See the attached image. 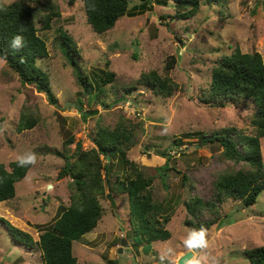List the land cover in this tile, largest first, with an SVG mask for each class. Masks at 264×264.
Returning a JSON list of instances; mask_svg holds the SVG:
<instances>
[{
	"label": "rangeland",
	"instance_id": "obj_1",
	"mask_svg": "<svg viewBox=\"0 0 264 264\" xmlns=\"http://www.w3.org/2000/svg\"><path fill=\"white\" fill-rule=\"evenodd\" d=\"M1 1L10 4L16 0ZM55 1L61 17L53 21L51 30L39 33L46 41L49 57L38 64L49 74L58 104L51 105L44 94L24 85L0 59V164L11 170L9 165L19 161L18 157L36 155V163L16 184V197L0 203V218L37 239L62 208L71 204V180L59 178L65 166L62 154H72L78 141L90 150L94 147L90 136L95 135L99 125L114 128L124 117L142 123L137 132L138 145L127 156L155 177V199L166 200L173 209L168 225L172 237L147 243L131 233L127 198H119L116 212L109 201L102 200L101 221L85 236V243L74 242V254L78 264H176L182 253L189 251L184 243L191 232L185 227L189 215L184 202L193 195L211 197L213 172L240 168L213 155L212 148L201 147L202 134L228 127L246 134L254 130L250 103L214 108L202 104L200 97L219 59L236 48L243 53L257 51L264 60V0L227 4L201 0L199 13L187 20L174 19L188 10L184 4L161 6L153 2L152 8L143 13L132 9L138 12L136 16H125L101 35L88 23L83 0ZM41 2L34 3L38 15ZM130 2L133 8L146 0ZM61 31L77 44L80 70L93 86L90 95L62 50ZM172 58L176 64L171 77L179 84L174 96L163 99L143 90L124 94V89L136 85L142 74L153 70L163 73ZM107 64L115 80L102 87ZM124 96L126 99L119 101ZM79 101L87 118L74 105L65 108L67 104L79 105ZM25 111L38 120L33 129L20 132ZM71 136L75 144L68 149L65 143ZM178 138L184 139L181 148L185 155L170 151L173 157L169 166L181 174L170 171L165 180L161 179L158 168L164 167L166 159L157 152L169 150ZM262 152L264 159V138ZM118 164L115 172L120 169ZM182 173H187L191 181L186 187L182 185ZM218 210L219 220L206 232L208 247L196 253L195 259L200 264H248L245 251L264 246V192L249 208L241 201L228 199ZM207 218L210 216L203 220ZM123 239L127 247L122 246ZM4 263L42 264V259L39 250L18 243L0 223V264Z\"/></svg>",
	"mask_w": 264,
	"mask_h": 264
},
{
	"label": "trees",
	"instance_id": "obj_2",
	"mask_svg": "<svg viewBox=\"0 0 264 264\" xmlns=\"http://www.w3.org/2000/svg\"><path fill=\"white\" fill-rule=\"evenodd\" d=\"M235 0H209V4L233 3ZM155 2L161 6L170 3L184 4L188 10L176 14L174 19L194 18L200 11L201 0H146L131 8L130 0H83L88 23L99 35L112 30L125 16L134 17L152 8ZM35 0H16L6 4L0 0V59L4 60L21 79L24 85L35 88L44 94L48 102L56 106L58 99L50 83L49 74L38 64L39 60L49 57L46 41L40 32L52 29L55 19L61 17L60 7L55 0H42L41 13L34 6ZM132 9L137 10L132 11ZM22 38V47L14 48L13 39ZM62 50L77 71L78 81L90 95L93 86L89 77L79 67V50L66 31H61ZM175 59L168 60L163 73L156 70L141 75L136 85L124 89L126 96L135 90L152 93L155 97L169 99L178 91L179 84L171 77ZM103 86L115 80V74L108 70ZM120 98L119 101L125 100ZM200 102L214 108L227 105L240 106L250 103L253 107L252 133L246 134L236 127L223 128L211 134L203 133L201 147L213 149L223 161H231L234 167L213 172L211 197L204 199L197 195L184 202L188 212L185 227L190 231L205 229L206 232L219 220V210L228 199L241 201L249 208L255 205L264 192V159L262 139L264 138V60L262 54L254 51L243 53L236 48L231 55L221 57L213 69L211 82L203 91ZM78 111L86 117L83 103L78 102ZM95 114V113H93ZM91 115V114H90ZM38 118L25 111L20 120L18 131L31 130ZM142 123H134L122 118L114 128L98 126L94 145L90 150L83 142H76L72 154H62L65 166L59 178L71 180V204L63 207L58 218L34 239L31 234L13 226L8 220L0 218L9 234L29 250H39L42 264H78L74 254V242L85 243V236L93 232L101 221L104 209L101 201H109L114 212L117 211L119 198L128 200L129 225L134 236H140L147 243L167 241L172 237L168 225L173 209L167 201L155 199L153 183L155 177L148 175L128 158V152L138 145L137 132ZM197 135V134H196ZM195 137V135L193 136ZM184 139L178 138L169 150L157 152L166 159L164 167L158 168L161 179H166L170 171L181 174L169 166L170 151L185 155L182 151ZM75 144L71 136L65 143L66 148ZM119 171L115 172V163ZM9 170L0 164V203L16 197V184L22 181L32 164L21 166L19 161L12 162ZM190 183L187 173H182V185ZM193 189V188H192ZM171 203V202H169ZM207 215L210 218L206 219ZM248 264H264V246L245 251Z\"/></svg>",
	"mask_w": 264,
	"mask_h": 264
},
{
	"label": "clouds",
	"instance_id": "obj_3",
	"mask_svg": "<svg viewBox=\"0 0 264 264\" xmlns=\"http://www.w3.org/2000/svg\"><path fill=\"white\" fill-rule=\"evenodd\" d=\"M12 46L14 48L22 47V38L20 36H16L13 39ZM18 160L21 166L35 164L36 155L34 153H26L25 155L18 157ZM184 243L189 249V251L193 253V256L188 261V264H200V261L195 259V251L208 247V241L206 239V230L201 228L198 231H191Z\"/></svg>",
	"mask_w": 264,
	"mask_h": 264
},
{
	"label": "water",
	"instance_id": "obj_4",
	"mask_svg": "<svg viewBox=\"0 0 264 264\" xmlns=\"http://www.w3.org/2000/svg\"><path fill=\"white\" fill-rule=\"evenodd\" d=\"M71 105H74L75 107L80 108V106H79V105H76V104H67V105L65 106V108H68V107H70ZM122 246H123V247H127V246H128V244H127V242H126L125 239L122 240ZM123 247L120 248V250H119V253H120V254L122 253V251H123V249H124ZM200 250H201V249H200ZM200 250H196V251H195V254H196V253H199ZM192 256H193V253L190 252V251H188V252L185 253L180 259H178V261H177L176 264H188V261H189V259H190Z\"/></svg>",
	"mask_w": 264,
	"mask_h": 264
},
{
	"label": "crops",
	"instance_id": "obj_5",
	"mask_svg": "<svg viewBox=\"0 0 264 264\" xmlns=\"http://www.w3.org/2000/svg\"><path fill=\"white\" fill-rule=\"evenodd\" d=\"M187 252H188V251H185V253H187ZM185 253H182L181 257H182ZM181 257H180V258H181ZM180 258H179V259H180Z\"/></svg>",
	"mask_w": 264,
	"mask_h": 264
},
{
	"label": "built area",
	"instance_id": "obj_6",
	"mask_svg": "<svg viewBox=\"0 0 264 264\" xmlns=\"http://www.w3.org/2000/svg\"><path fill=\"white\" fill-rule=\"evenodd\" d=\"M5 264V263H4Z\"/></svg>",
	"mask_w": 264,
	"mask_h": 264
}]
</instances>
